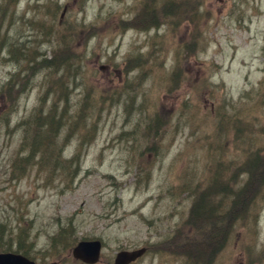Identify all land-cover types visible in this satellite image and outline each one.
<instances>
[{"label":"rangeland","instance_id":"374dc122","mask_svg":"<svg viewBox=\"0 0 264 264\" xmlns=\"http://www.w3.org/2000/svg\"><path fill=\"white\" fill-rule=\"evenodd\" d=\"M3 11L0 252L115 264L145 248L130 263L191 264L185 243L209 248L192 236L194 196L220 172L240 197L212 264H264V170L250 167L264 150V0H6ZM42 53L55 67L25 80ZM65 108L67 130L42 152L36 120ZM89 240L101 242L94 263L73 252Z\"/></svg>","mask_w":264,"mask_h":264},{"label":"trees","instance_id":"16d2710c","mask_svg":"<svg viewBox=\"0 0 264 264\" xmlns=\"http://www.w3.org/2000/svg\"><path fill=\"white\" fill-rule=\"evenodd\" d=\"M162 7V5H161ZM169 8H174L173 4L170 3V1H168L166 3V9ZM156 10V9H155ZM157 12L154 11H150L148 17L150 18L151 15H153V13H155V15H157ZM158 21H154L153 22V26L158 29ZM198 44V43H196ZM182 50H184V48L182 49V46H177L175 49V59H176V64L175 67L173 68V72L171 77L174 76V73L177 72V65L179 64L180 61V56L182 55ZM56 56V54H55ZM54 56V58H56ZM67 120V119H65ZM153 122V123H152ZM151 122V124H149V131L152 133V128L155 125H162L164 123L163 119L161 118V116L155 115L153 118V121ZM37 123V127H39L40 123H44L45 124V129L44 132L40 133L41 138H39L38 136H36V138L34 139L33 143H35L39 150L40 148L42 152L46 151V147L48 145V143H52L54 142L53 139L54 137L59 135L60 130H67V126L68 123L63 122V124H59L58 121H53L52 116H46L43 120L37 119L36 120ZM153 126V127H152ZM58 127V128H57ZM89 128L88 132L92 129H94V127L96 126H90L87 125L85 122V126L84 128ZM227 129H231L233 128V125H228L226 126ZM236 127H234L235 129ZM237 130V129H236ZM149 133V132H148ZM150 134V133H149ZM71 136V135H70ZM69 141V140H68ZM66 141V142H68ZM255 156V160L252 161L251 163L255 162L256 163H261L264 164V150L263 153H257L254 154ZM209 162V160H208ZM228 170V168H224V170H222L223 172H226ZM255 170V169H253ZM221 173L217 172L214 174L213 176V182L211 184V186L209 187V189H207L206 191H199L195 193L194 196V208L192 210V222L196 223L195 225H193V233L192 236L194 237H199V239L202 241L205 240V242L207 243V241L209 242V248L208 249H204V248H199V244H197V242H193L192 245L190 246L189 244L185 243V251L187 252V254L189 255L190 259L192 257V263L191 264H204L205 262H209V264H212V262H214L216 260V258L219 256L220 252L222 251V249L225 247V243L227 241L229 232H230V228L228 227V223L229 221L232 220V216L235 215L238 211V205H239V198H238V194L235 195V198L233 199V202L227 206V203L224 204L221 200L219 199H212V195H214V193H216V195L222 194V197H219L225 201H227L229 199L228 196H226L225 194H223V192H221L220 190V186L221 185H226L227 183H222V182H218V176H220ZM216 182V183H215ZM209 200V205H207L205 203V201ZM194 234V235H193ZM193 238V237H192ZM0 247H2V245H0ZM4 249V247L2 248ZM3 251H10V249H5ZM18 252H21L25 255H29L28 253L25 252V250H22L19 247ZM209 258V259H208ZM207 260V261H206Z\"/></svg>","mask_w":264,"mask_h":264},{"label":"bare ground","instance_id":"6f19581e","mask_svg":"<svg viewBox=\"0 0 264 264\" xmlns=\"http://www.w3.org/2000/svg\"><path fill=\"white\" fill-rule=\"evenodd\" d=\"M5 5H6V0H0V20H4L5 19V17H6V13H4V7H5ZM2 29V26L0 27V30ZM33 53H35V52H28V51H25L24 52V57L25 58H28V57H30ZM37 56H41L42 58L41 59H38V60H36L35 61V63H33L34 65L32 66L33 67V72L31 73V74H28V76H24V78H25V80H28V77H32V75L35 73V72H40V71H42V70H48V69H53L55 66H54V62L52 61V60H50L49 58H47L46 57V55H45V53H42L41 55H37ZM36 57V56H35ZM136 59L134 60V61H132L131 62V64H130V67H131V71H134L135 69H137L138 67V65H140L141 63H142V61H143V59H142V57L141 56H137V57H135ZM12 59H15V58H13L12 57ZM58 66V64H56V67ZM50 73H52V70L50 71ZM32 81H31V83H30V85H29V87L31 88V86H32ZM34 85H35V83H34ZM47 90H46V92L47 93H49L50 94V89L49 88H46ZM26 91V90H25ZM24 91V92H25ZM22 94H23V92H22ZM61 102H62V100H60ZM48 102H49V98H44L43 97V101H42V103H41V105H40V108L39 109H41L42 110V108L43 107H45L46 106V104H48ZM43 106V107H42ZM40 110V111H41ZM43 110H45V108H43ZM46 114H49V112H47ZM59 114V113H58ZM61 114H62V116H63V118H59L60 119V121H58L59 122V124L61 125V124H63V121L65 120L64 118H67V114H68V109L67 108H65L64 110H63V112H61ZM48 116V115H47ZM45 124L44 123H40L39 124V127H41V129L43 130V132H44V129H45ZM58 128V127H57ZM40 133H42V131H40ZM39 137V136H38ZM39 138H41V137H39ZM78 162V161H77ZM255 162H253V163H251V168L252 169H258V168H261L262 169V171L264 170V166H263V164H261V163H256V164H254ZM261 177H263V174L261 175ZM260 180V179H259ZM261 181V180H260ZM255 185V184H254ZM254 185H252V186H250V188H249V190H253V191H255L256 190V188L255 187H253ZM232 188V186H230V185H228V184H226V185H221L220 186V190H221V192H223L226 196H228L229 198H231V199H234L235 198V195H234V190H232L231 189ZM259 190V189H258ZM238 197H240L239 195H238ZM231 199H229V200H231ZM205 203L207 204V205H209V200H207V201H205Z\"/></svg>","mask_w":264,"mask_h":264},{"label":"water","instance_id":"95a60500","mask_svg":"<svg viewBox=\"0 0 264 264\" xmlns=\"http://www.w3.org/2000/svg\"><path fill=\"white\" fill-rule=\"evenodd\" d=\"M100 241H82L74 248V255L82 258L86 262L94 263L99 256ZM145 252V249H139L135 251H123L120 252L116 258V264H127L132 260L140 257ZM0 264H37L31 259L22 254L13 252H1ZM46 264H57L56 262Z\"/></svg>","mask_w":264,"mask_h":264}]
</instances>
